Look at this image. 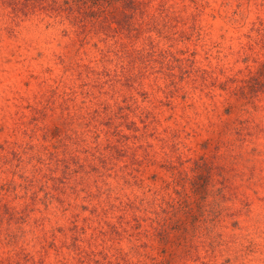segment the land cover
Listing matches in <instances>:
<instances>
[{
    "label": "rangeland",
    "instance_id": "374dc122",
    "mask_svg": "<svg viewBox=\"0 0 264 264\" xmlns=\"http://www.w3.org/2000/svg\"><path fill=\"white\" fill-rule=\"evenodd\" d=\"M0 264H264V0H0Z\"/></svg>",
    "mask_w": 264,
    "mask_h": 264
}]
</instances>
